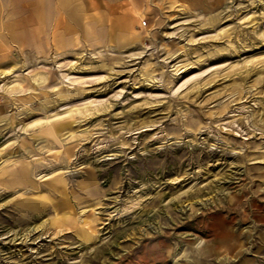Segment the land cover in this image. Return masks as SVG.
<instances>
[{"label":"rangeland","instance_id":"1","mask_svg":"<svg viewBox=\"0 0 264 264\" xmlns=\"http://www.w3.org/2000/svg\"><path fill=\"white\" fill-rule=\"evenodd\" d=\"M109 15L0 67V264H264V0Z\"/></svg>","mask_w":264,"mask_h":264},{"label":"crops","instance_id":"2","mask_svg":"<svg viewBox=\"0 0 264 264\" xmlns=\"http://www.w3.org/2000/svg\"><path fill=\"white\" fill-rule=\"evenodd\" d=\"M109 1L0 0V67L7 70L15 54L70 53L78 35L108 31Z\"/></svg>","mask_w":264,"mask_h":264},{"label":"bare ground","instance_id":"3","mask_svg":"<svg viewBox=\"0 0 264 264\" xmlns=\"http://www.w3.org/2000/svg\"><path fill=\"white\" fill-rule=\"evenodd\" d=\"M57 90V89H56ZM52 132H53V130H52ZM54 133V132H53ZM22 177H24L23 175H21ZM20 178V177H19ZM21 181V180H20ZM135 206V205H134Z\"/></svg>","mask_w":264,"mask_h":264},{"label":"built area","instance_id":"4","mask_svg":"<svg viewBox=\"0 0 264 264\" xmlns=\"http://www.w3.org/2000/svg\"><path fill=\"white\" fill-rule=\"evenodd\" d=\"M144 25H145V23H144Z\"/></svg>","mask_w":264,"mask_h":264}]
</instances>
